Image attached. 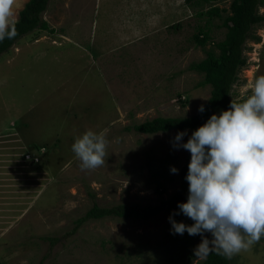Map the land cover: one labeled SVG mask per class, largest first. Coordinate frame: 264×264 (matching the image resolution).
I'll list each match as a JSON object with an SVG mask.
<instances>
[{
	"label": "rangeland",
	"instance_id": "374dc122",
	"mask_svg": "<svg viewBox=\"0 0 264 264\" xmlns=\"http://www.w3.org/2000/svg\"><path fill=\"white\" fill-rule=\"evenodd\" d=\"M27 1L17 0V18ZM230 1L213 2L221 16ZM196 11L187 0H48L41 17L49 29L0 55V264H199L187 249L178 255L180 234L167 214L77 225L93 204L155 205L178 190L186 151L173 143L178 132L185 142L188 130L145 134L133 126L195 114L209 98L210 85L190 64L217 52L226 28L221 17ZM200 28L203 46L194 38ZM253 31L259 41L244 45L235 100L264 74V21ZM87 129L105 134L109 155L82 171L71 145ZM192 236L195 248L202 237ZM229 264H264V237Z\"/></svg>",
	"mask_w": 264,
	"mask_h": 264
},
{
	"label": "clouds",
	"instance_id": "9594fccd",
	"mask_svg": "<svg viewBox=\"0 0 264 264\" xmlns=\"http://www.w3.org/2000/svg\"><path fill=\"white\" fill-rule=\"evenodd\" d=\"M17 7V0H0V41L18 34ZM185 134L178 132L173 143L190 152L188 197L178 209L193 223L177 222L170 215L171 232L202 237L193 250L195 258L215 252L232 259L264 237V74L254 78L249 94L232 99L227 110L213 113L183 142ZM107 148L105 134L92 129L71 145L82 171L104 166ZM170 170L178 171L174 166Z\"/></svg>",
	"mask_w": 264,
	"mask_h": 264
},
{
	"label": "trees",
	"instance_id": "16d2710c",
	"mask_svg": "<svg viewBox=\"0 0 264 264\" xmlns=\"http://www.w3.org/2000/svg\"><path fill=\"white\" fill-rule=\"evenodd\" d=\"M214 1L216 0H187L189 6L197 8V15L207 14L210 17L213 15L219 16L222 19L220 25L226 28L224 38L214 43L217 52L210 48L206 50L205 58L190 64L192 70L203 74V79L200 83L202 85L208 84L211 87L210 96L204 105V111H198L195 114L183 117L156 116L135 124L133 126L135 131L154 134L168 132L173 129L188 130L187 141L192 132L204 124L213 113L220 114L223 110H227L231 100H235L231 97L232 85L238 79L239 69L246 63L243 50L247 39L259 41V36L255 34L253 27L264 21V13H259V7L264 5V0H231L229 13L225 16H221L220 12L222 9L214 6ZM47 3L48 0H28L24 4L17 18L16 29L18 34L13 39L5 37L3 41H0V55L8 52L13 44L22 36L31 32L37 34L38 31L49 29L47 22L41 17L42 12L47 8ZM205 4L208 8L203 10ZM50 31L52 32L53 30L50 29ZM194 38L199 45L203 46L208 39V35L204 29L200 28L194 34ZM185 151V159L179 171V188L171 196L162 198L155 205L123 203L110 207H102L93 204L85 215L77 220V225L88 219H99L109 216H117L123 219L149 220L158 214L172 215V218L177 222L192 224V221L183 215V213H179L178 209V203L186 202L188 197V182L185 177L188 172L190 152ZM29 162L31 164L36 163L33 161ZM174 213L179 214L173 215ZM174 238L177 240L175 245L179 244L176 250L178 255L187 249V257L190 259L195 258L193 252L194 247H190L191 245L194 246L192 243V235H189L185 231L183 235H176ZM207 238L212 239L211 233L208 232ZM179 240L181 243L178 242ZM198 263L229 264V259L212 252Z\"/></svg>",
	"mask_w": 264,
	"mask_h": 264
},
{
	"label": "built area",
	"instance_id": "2783aa9c",
	"mask_svg": "<svg viewBox=\"0 0 264 264\" xmlns=\"http://www.w3.org/2000/svg\"><path fill=\"white\" fill-rule=\"evenodd\" d=\"M25 160L38 162L39 161V157L36 156V155H31L30 153H26L25 154Z\"/></svg>",
	"mask_w": 264,
	"mask_h": 264
},
{
	"label": "crops",
	"instance_id": "0c3cea01",
	"mask_svg": "<svg viewBox=\"0 0 264 264\" xmlns=\"http://www.w3.org/2000/svg\"><path fill=\"white\" fill-rule=\"evenodd\" d=\"M151 1H152V0H151ZM147 18H148V17H147ZM166 18H169V16H168V15H165V16L163 15V16H162V19H166Z\"/></svg>",
	"mask_w": 264,
	"mask_h": 264
}]
</instances>
